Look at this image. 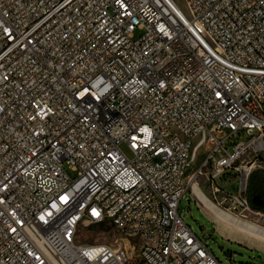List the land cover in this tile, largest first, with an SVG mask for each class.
I'll use <instances>...</instances> for the list:
<instances>
[{
    "label": "built area",
    "instance_id": "2783aa9c",
    "mask_svg": "<svg viewBox=\"0 0 264 264\" xmlns=\"http://www.w3.org/2000/svg\"><path fill=\"white\" fill-rule=\"evenodd\" d=\"M185 2L0 0V264H221L178 210L253 212L264 0Z\"/></svg>",
    "mask_w": 264,
    "mask_h": 264
},
{
    "label": "rangeland",
    "instance_id": "374dc122",
    "mask_svg": "<svg viewBox=\"0 0 264 264\" xmlns=\"http://www.w3.org/2000/svg\"><path fill=\"white\" fill-rule=\"evenodd\" d=\"M174 2L183 13L187 14L185 0H174ZM143 34L144 31L142 29H136L133 32V40H138ZM225 133L226 132L223 131L215 132L214 137L217 139L223 138ZM229 142V140L225 142V147H227L228 151H231L232 146ZM120 148L127 157H132L131 152L125 144L120 145ZM210 149L211 145H208L206 150ZM203 158L204 156L200 152L197 161L192 164V169L197 168ZM65 170L71 177L76 176V172L66 167ZM190 174L191 171L189 172V175ZM204 191L203 192L207 195V191ZM190 193L191 189L189 187L180 202L179 214L184 222L190 226L193 233L203 242L207 243L212 254L221 264H264V250H262L264 249V241L229 227L227 224L217 219L211 212H204ZM224 201L225 206L231 204V200L228 197ZM252 211V213H245L248 215V220L264 227V213H254L256 211ZM210 218H213L215 226ZM81 234L86 243H106L110 242L115 237L114 229L106 225L83 227L81 229Z\"/></svg>",
    "mask_w": 264,
    "mask_h": 264
},
{
    "label": "bare ground",
    "instance_id": "6f19581e",
    "mask_svg": "<svg viewBox=\"0 0 264 264\" xmlns=\"http://www.w3.org/2000/svg\"><path fill=\"white\" fill-rule=\"evenodd\" d=\"M191 190L199 198L206 213L211 212L217 219L224 222L229 227L242 231L258 240L264 241V227L251 221L243 220L235 214L222 209L203 192L198 184L191 185ZM211 219L213 220V218Z\"/></svg>",
    "mask_w": 264,
    "mask_h": 264
},
{
    "label": "trees",
    "instance_id": "16d2710c",
    "mask_svg": "<svg viewBox=\"0 0 264 264\" xmlns=\"http://www.w3.org/2000/svg\"><path fill=\"white\" fill-rule=\"evenodd\" d=\"M246 195L251 209L264 213V170L250 174Z\"/></svg>",
    "mask_w": 264,
    "mask_h": 264
},
{
    "label": "crops",
    "instance_id": "0c3cea01",
    "mask_svg": "<svg viewBox=\"0 0 264 264\" xmlns=\"http://www.w3.org/2000/svg\"><path fill=\"white\" fill-rule=\"evenodd\" d=\"M262 250H264V249H262Z\"/></svg>",
    "mask_w": 264,
    "mask_h": 264
}]
</instances>
